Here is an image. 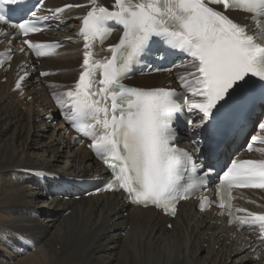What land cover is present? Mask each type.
I'll list each match as a JSON object with an SVG mask.
<instances>
[{
  "label": "snow or ice",
  "instance_id": "snow-or-ice-1",
  "mask_svg": "<svg viewBox=\"0 0 264 264\" xmlns=\"http://www.w3.org/2000/svg\"><path fill=\"white\" fill-rule=\"evenodd\" d=\"M38 3L42 4V0ZM10 5L18 6L25 15L30 11L27 0H0V27L27 35L41 31L36 26L39 20L49 19L31 11L28 19L21 16L20 22H14L5 11ZM213 5L222 6L224 11ZM79 6L64 5L55 9L54 16ZM229 10L248 13L246 19L253 22L255 33L250 34L246 25L226 15ZM108 22L122 26L123 33L118 43L109 45L111 56L97 60L92 44L110 34ZM2 35L12 33L4 31ZM79 35L85 41L82 71L75 88L63 94L68 101L57 98V104L70 107L65 118L78 132L91 138L89 147L111 170L106 190L123 189L134 203H151L175 215L178 201L199 191L217 171L219 162L209 161L205 168V163L193 161L200 149L188 151L173 146L176 133L171 122L175 113L187 107L198 117L196 123L192 119L187 123L199 129L213 117L214 110L238 97L258 94L264 101V44L259 43L264 41V0H114L111 10L93 0L91 9L82 17ZM154 38L159 39L165 52L191 58L194 71L179 77L182 87L191 93V100L174 89L128 87L120 82L128 66L142 56ZM24 43L37 57L60 46L30 40ZM27 75L18 78L17 89ZM88 120L94 122L91 127L85 123ZM259 128L264 129V123ZM257 141L264 144V136H253L248 151L264 152L253 147ZM198 169L203 170L202 174H197ZM220 171L218 200L202 197L201 210L217 203L220 214H226L230 224L258 227L264 232V212H251L232 203L233 189H264V159L232 160ZM186 173H191L187 180Z\"/></svg>",
  "mask_w": 264,
  "mask_h": 264
},
{
  "label": "bare ground",
  "instance_id": "bare-ground-1",
  "mask_svg": "<svg viewBox=\"0 0 264 264\" xmlns=\"http://www.w3.org/2000/svg\"><path fill=\"white\" fill-rule=\"evenodd\" d=\"M86 3L47 2L51 8L80 6L68 13L71 21L55 38L72 37L73 42L64 53L45 60L49 66L45 69H61V73L51 81L46 78L44 84L32 83V100L26 102L25 96L12 92L9 81L2 83L0 77V242L8 243L21 256H10V264H259L247 251L233 243L227 245L225 232L189 204L181 206L175 219L167 220L153 208H129L118 194L49 202L33 186L36 177L26 170L86 176L102 171L88 151L75 149L59 127L51 128L42 119L53 102L66 98L63 94L78 81L80 68L75 63L80 59L82 64L84 52L75 27L79 15L88 9ZM135 81L144 87L165 83L163 74ZM243 193L250 200L242 202L243 206L264 212L263 192ZM169 221L172 228L167 227Z\"/></svg>",
  "mask_w": 264,
  "mask_h": 264
},
{
  "label": "rangeland",
  "instance_id": "rangeland-1",
  "mask_svg": "<svg viewBox=\"0 0 264 264\" xmlns=\"http://www.w3.org/2000/svg\"><path fill=\"white\" fill-rule=\"evenodd\" d=\"M57 55H59V54H57ZM56 55V56H57ZM78 64V66L80 65V59L75 63V65H77ZM52 66H56V64L55 65H53V64H51ZM44 67H43V69H45V68H47V67H49V66H46V62L44 63V65H43ZM57 67V66H56ZM55 70H60L61 71V69H55ZM57 76V75H56ZM52 77H54V76H52ZM49 79H50V81L52 80V78L51 77H48ZM47 78V79H48ZM48 79V80H49ZM2 81V80H1ZM2 83H4V80H3V82ZM135 83H137V81H134V84ZM27 101H30V99L29 100H27ZM22 110H26V106L25 105H23L22 106ZM42 119H43V121L44 122H46L45 121V119L43 118V114H42ZM46 125H49L51 128H53L54 126H53V124L52 123H47L46 122ZM7 242H9V241H7ZM205 246H206V244H205ZM12 247H9V245H8V243H4V242H0V250H3L4 251V253H0V261H4V262H6V263H11L10 262V260H11V257H14V258H16V259H20L21 258V256H19V255H17L16 254V251H14V249H11ZM11 250V251H10ZM14 253V254H13ZM29 254H30V252H28ZM6 254H8L9 256H7ZM16 254V255H15ZM11 256V257H10Z\"/></svg>",
  "mask_w": 264,
  "mask_h": 264
}]
</instances>
